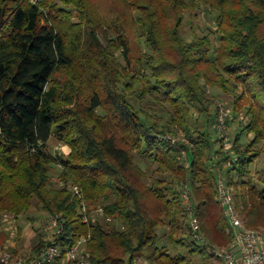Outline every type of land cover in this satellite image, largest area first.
I'll return each instance as SVG.
<instances>
[{
    "label": "trees",
    "instance_id": "obj_1",
    "mask_svg": "<svg viewBox=\"0 0 264 264\" xmlns=\"http://www.w3.org/2000/svg\"><path fill=\"white\" fill-rule=\"evenodd\" d=\"M123 1L131 18L109 22L92 0H0V241L4 214L37 207L63 225L31 259L85 239L92 264H195L172 253L180 236L196 237L186 191L209 243L190 252L232 237L217 170L244 222L264 226V180L253 175L264 156V0ZM200 12L214 13L216 30L188 40L187 15ZM215 88L233 97L228 138ZM178 131L187 140L166 137ZM54 138L70 151L52 153ZM81 200L113 222L84 221Z\"/></svg>",
    "mask_w": 264,
    "mask_h": 264
},
{
    "label": "built area",
    "instance_id": "obj_2",
    "mask_svg": "<svg viewBox=\"0 0 264 264\" xmlns=\"http://www.w3.org/2000/svg\"><path fill=\"white\" fill-rule=\"evenodd\" d=\"M38 2V0H34ZM228 113L221 110L219 113V126L221 128L225 125V119ZM166 137L173 142L177 141V136L172 134ZM230 163L228 162V165ZM217 175L216 189L218 194L219 203L223 209L227 222L232 230V237L226 246H209L208 250L220 260V264H264V226L259 228L249 227L241 215L239 214L236 206L232 188L226 183L224 176L220 170ZM62 184V181L59 180ZM71 190L79 198L82 197L78 186L71 185ZM184 199L188 204L190 225L196 233L197 239L203 245H209L207 239L198 231V219L195 215V209L191 205V198L188 191L184 193ZM81 213L83 220L88 222L92 218L101 217L107 222L112 223L113 219L106 216L105 210L100 207L95 211V214H89L88 207L83 200H81ZM5 220H10L13 235L18 239L19 226L17 220L9 214H4ZM45 229L53 233H60L63 229L60 216L58 214L50 215L45 222ZM85 239H82L74 247L70 248L66 254L63 255L61 245L53 243L40 248L34 253V258L31 259L32 252L26 254L24 257L16 258L14 253L6 251L4 248L0 249V264H54L56 262H71L78 261L79 264H92L87 257L82 245Z\"/></svg>",
    "mask_w": 264,
    "mask_h": 264
},
{
    "label": "rangeland",
    "instance_id": "obj_3",
    "mask_svg": "<svg viewBox=\"0 0 264 264\" xmlns=\"http://www.w3.org/2000/svg\"><path fill=\"white\" fill-rule=\"evenodd\" d=\"M99 10L100 14L109 21L112 22L114 20H118L121 18V15H125L128 19L131 18L132 12L128 9L127 5L123 0H92ZM215 15L213 12L210 13H203L200 12L197 18L191 19L190 16L187 15L186 24L184 27L183 35L186 39H191L193 33L197 34H205L208 33L211 29L216 30V21ZM120 21V19L118 20ZM131 21V20H130ZM131 24V22H130ZM129 24L128 29L130 31L131 37L134 42H137L136 39V30ZM217 37L216 34H213ZM213 36V37H214ZM214 37L215 42H217V38ZM102 41L106 42L105 33L101 34ZM137 45V44H136ZM210 91V98L213 102V106H217L218 114L221 110L227 112L230 116L232 115V108H233V97L230 94H225L222 92L221 89H209ZM244 114V113H243ZM233 127H228L225 124L223 130L219 131L221 136H225L226 138L229 137V132H232ZM172 134V133H171ZM174 136L184 140H187L186 137L183 135L182 131H178V133L173 132ZM218 147V144H217ZM49 150L52 153H65L67 154L70 151V148L67 145L60 143L57 139H53L50 141ZM142 165V160H138ZM146 168V165H144ZM253 175L256 180L261 183L264 180V156L256 161L253 167ZM60 170L59 167L55 168L53 178L55 181H58V171ZM152 169H150V173ZM219 174L217 170V175ZM224 175V174H223ZM184 197V196H183ZM11 216V215H10ZM49 215L44 212L43 210L34 207L27 213H24L18 216L17 224L19 226V236L18 239L14 237L13 230L11 226L10 220H4L3 224V234L0 241V249H5L11 253L15 254L16 258L24 257L26 254L31 252V248L36 245L40 238H44L48 240L51 238L52 232L45 229V222ZM183 238L184 244L178 247H173L172 253H178L184 256H190L193 258L195 264H220V260L216 258L209 250H205L203 252L197 251L194 253L190 252V249L194 247V242L198 246L200 241L196 239L195 236H188L182 235L180 236ZM166 242L169 240L166 238ZM217 246H222L218 244H214ZM228 245V244H226ZM223 245V246H226ZM172 246V245H171ZM84 248V245H82ZM32 256V255H31ZM30 256V257H31Z\"/></svg>",
    "mask_w": 264,
    "mask_h": 264
}]
</instances>
